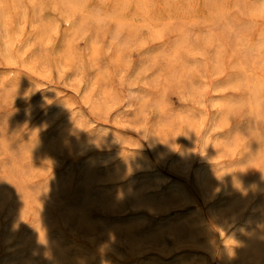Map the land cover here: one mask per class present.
I'll list each match as a JSON object with an SVG mask.
<instances>
[{
	"label": "rangeland",
	"instance_id": "374dc122",
	"mask_svg": "<svg viewBox=\"0 0 264 264\" xmlns=\"http://www.w3.org/2000/svg\"><path fill=\"white\" fill-rule=\"evenodd\" d=\"M0 264H264V0H0Z\"/></svg>",
	"mask_w": 264,
	"mask_h": 264
},
{
	"label": "bare ground",
	"instance_id": "6f19581e",
	"mask_svg": "<svg viewBox=\"0 0 264 264\" xmlns=\"http://www.w3.org/2000/svg\"><path fill=\"white\" fill-rule=\"evenodd\" d=\"M7 18V17H6ZM65 18H66V23H68V26L70 27V29H69V31H73V30H75L76 28H77V20H76V18L74 17V15L73 14H69V13H67L66 15H65ZM6 29V28H5ZM13 35V34H12ZM66 35H68V33H66ZM37 38H39V37H37ZM34 39L35 38H33V41H34ZM33 43V42H32ZM34 44V43H33ZM11 45V44H10ZM30 45H32V44H30ZM38 45V44H37ZM34 46V45H33ZM8 47H10V46H8ZM30 47V46H29ZM35 47V46H34ZM9 52V51H8ZM9 54H10V52H9ZM174 54V53H173ZM11 56V55H10ZM10 72V71H9ZM6 78H4L3 79V81L5 80ZM249 79V78H248ZM8 81V80H7ZM244 81V80H243ZM5 82V81H4ZM7 84V83H6ZM13 84H16V82L14 83L13 82ZM8 85V84H7ZM12 87V86H11ZM6 88H8V87H6ZM15 89V88H14ZM10 91V90H9ZM4 98V97H3ZM28 116H26V118H27ZM23 122V121H22ZM10 123V122H9ZM14 126V125H13ZM13 145V144H12ZM29 147V146H28ZM12 151V150H11ZM4 153V152H3ZM14 153V152H13ZM5 155H7V153L5 154ZM19 166V165H18ZM16 176H18V175H16ZM8 180V179H7ZM2 185V184H1ZM8 185V184H7ZM6 188V187H5ZM21 189V188H20ZM26 196V195H25ZM45 196V195H44ZM54 196V195H53ZM46 197V196H45ZM62 198V197H61ZM38 225V224H37ZM40 225V224H39ZM41 226V225H40ZM42 228V227H41ZM14 229V228H13ZM40 232H41V229H40ZM32 233V232H31ZM44 234H46V233H44ZM39 236V235H38ZM42 237V236H41ZM46 243V242H45ZM39 244V243H38ZM262 245V244H261ZM40 246V245H39ZM41 246H42V244H41Z\"/></svg>",
	"mask_w": 264,
	"mask_h": 264
}]
</instances>
